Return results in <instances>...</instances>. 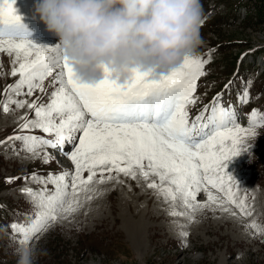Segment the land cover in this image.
<instances>
[{"label":"rangeland","instance_id":"obj_1","mask_svg":"<svg viewBox=\"0 0 264 264\" xmlns=\"http://www.w3.org/2000/svg\"><path fill=\"white\" fill-rule=\"evenodd\" d=\"M254 1L201 0L203 43L193 57L208 63L203 66L204 74L195 80V103L186 106L191 124L202 112L207 117L217 98L218 106L229 111L230 120L255 133L242 137L240 154L227 162L225 185L231 196L209 185L204 190L207 195L197 193L196 201L191 202L207 207L193 209L175 185L161 184L155 176L144 181L119 175L123 183L110 180L103 184L97 177L87 187L78 188L72 200L69 188L67 197L58 203L56 219L47 221L41 234L32 236L28 247H35V264H157L162 259H167L166 264H264V116L262 121H249L254 113H264V73H259L264 65L260 48L264 47V23L248 26L239 21L244 8L252 7ZM16 2V13H22ZM210 3H215L213 11ZM19 5L26 4L20 1ZM15 54L0 51V141L14 135L45 137L38 129L20 130V117L25 113L34 119V112L27 107L17 108L8 102L9 110L4 111L3 101L11 94L6 89L19 77L11 74L19 67ZM239 60H244L247 68L237 75L234 68ZM252 76L258 84L255 88L249 84ZM51 80L49 76L43 81L46 92L36 88L31 96H16L12 101L31 103L40 97L37 103L46 104L53 91ZM205 106L209 111H204ZM22 143L13 139L0 144V205L16 206L30 221L26 225L10 222L9 231L0 230V264H17L18 250L23 248L18 229L33 223L32 198L22 190L38 192L45 186L34 183L32 175L47 177L73 168L58 151L37 147L40 155H33L21 150ZM45 152L55 159L43 163L40 157ZM151 181L157 183L156 189L147 188ZM27 182L29 186H25ZM46 188L53 191L52 184ZM209 192L215 197L212 201ZM26 207L31 209L29 213L24 211Z\"/></svg>","mask_w":264,"mask_h":264},{"label":"snow or ice","instance_id":"obj_2","mask_svg":"<svg viewBox=\"0 0 264 264\" xmlns=\"http://www.w3.org/2000/svg\"><path fill=\"white\" fill-rule=\"evenodd\" d=\"M13 4L14 0L0 3V51L15 52L21 60L11 73H18L20 79L6 91L17 96H31L36 88L46 92L43 81L49 76L53 91L47 104L37 103L40 97L31 103L9 102L34 112V119H28L27 113L20 117L21 131L38 129L50 138L14 135L0 144L20 140L21 150L33 155H40L37 147L52 149L73 165L72 170L49 173L47 177L33 174V182L45 187L39 192L22 190L32 198L35 211L31 227L18 229L20 246L28 247L32 236L41 234L48 227L47 221L56 219L58 203L67 197L69 188L75 192L97 177L103 184L110 180L123 183L119 175L144 181L155 176L161 184L175 185L193 209L207 207L191 202L209 185L231 196L230 187L225 185L227 162L240 154L242 137L255 133L230 120L229 111L218 106L217 98L207 117L202 112L189 123L186 106L195 103V80L204 74L203 66L208 60L186 57L178 68L155 79L147 73L134 72L130 79L118 82L106 72L99 82L85 83L76 78L57 43L48 45L31 39ZM42 51L47 55L41 57ZM25 87L27 91H22ZM8 110L5 103L4 111ZM204 111H209L207 106ZM40 158L43 163L55 159L47 152ZM48 184L53 185L50 193ZM146 186L158 187L155 181ZM208 199L215 197L209 192Z\"/></svg>","mask_w":264,"mask_h":264},{"label":"clouds","instance_id":"obj_3","mask_svg":"<svg viewBox=\"0 0 264 264\" xmlns=\"http://www.w3.org/2000/svg\"><path fill=\"white\" fill-rule=\"evenodd\" d=\"M34 16L57 38L76 78L123 82L134 72L160 78L203 43L201 0H35ZM35 247L17 264H35Z\"/></svg>","mask_w":264,"mask_h":264},{"label":"trees","instance_id":"obj_4","mask_svg":"<svg viewBox=\"0 0 264 264\" xmlns=\"http://www.w3.org/2000/svg\"><path fill=\"white\" fill-rule=\"evenodd\" d=\"M262 22H264V0H257L252 3V7L247 6L245 8V18L242 20V23L248 26H254ZM245 68L246 65H243V63H241L240 67L239 65L237 66V73L238 74L242 73ZM24 211L29 213L31 209L26 207ZM28 220H29L28 215L21 214L16 206L0 205L1 227L7 228V223L10 221H16L18 223H27ZM156 262L157 264H166L167 259H162V261L157 260Z\"/></svg>","mask_w":264,"mask_h":264},{"label":"bare ground","instance_id":"obj_5","mask_svg":"<svg viewBox=\"0 0 264 264\" xmlns=\"http://www.w3.org/2000/svg\"><path fill=\"white\" fill-rule=\"evenodd\" d=\"M33 1H35V0H33ZM30 17H33V10L31 11V12H29V13H26L25 12V14H24V16H23V18H21V22L23 23V24H29V23H31V18ZM240 17V16H239ZM244 17V13H242V15H241V17H240V19H239V21H241V19ZM36 19V17H34V20ZM39 27H40V29H39ZM28 30H29V32L31 33V35H37V36H40L39 38H37V39H33L35 42H37V43H44V44H50L51 43V41H49V40H47V38L46 37H48V36H51L52 34L51 33H49V32H47L46 30H45V26L41 23V22H38V21H35V22H33L28 28H27ZM39 29V30H38ZM12 53H15V52H12ZM42 53H43V51L42 52H40V56H42ZM2 55V54H1ZM16 55V57H15V59H17L18 61V63H20L21 62V60L17 57V54H15ZM35 58V57H34ZM33 58V59H34ZM20 79V77H18V79L17 80H19ZM26 88V87H25ZM15 93L14 92H11V94L9 93V95L4 99V101H3V104H5V103H8L9 102V100H13V99H15L16 98V94L14 95ZM48 103V102H47ZM46 103V104H47ZM257 110H260V109H257ZM262 111H264V110H262ZM252 115V114H251ZM262 116H264V113H262V112H260V111H258L257 113H254L252 116H250V119H249V121L250 122H257V121H262ZM263 120H264V118H263ZM230 126V125H229ZM30 182H27L26 183V185L25 186H29L28 184H29ZM35 183V182H34ZM21 186V185H20ZM33 187V186H32ZM28 188V187H27ZM22 189V187L19 189V190H21ZM216 190H218V189H216ZM39 192V191H38ZM206 192H208V191H206ZM217 192H221L220 190L219 191H217ZM216 192V193H217ZM225 192V191H224ZM222 193V192H221ZM209 194V193H208ZM207 195V194H206ZM227 196V195H226ZM74 197H76V196H74V194L72 193V197L70 198L71 200L74 198ZM80 203V202H79ZM79 203H75L76 205H78ZM74 204V206H76ZM236 204V203H235ZM234 204V205H235ZM66 212V211H65ZM61 214V213H60ZM106 216H108V215H106ZM61 221L62 220H64V221H68V219L67 218H59Z\"/></svg>","mask_w":264,"mask_h":264}]
</instances>
